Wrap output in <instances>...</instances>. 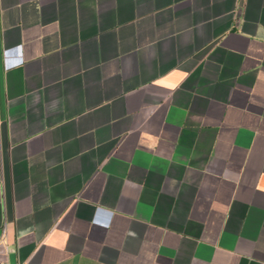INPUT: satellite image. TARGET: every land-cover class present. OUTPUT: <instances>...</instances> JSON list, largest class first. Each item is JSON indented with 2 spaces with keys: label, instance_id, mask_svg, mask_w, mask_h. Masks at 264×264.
I'll return each mask as SVG.
<instances>
[{
  "label": "crops",
  "instance_id": "obj_1",
  "mask_svg": "<svg viewBox=\"0 0 264 264\" xmlns=\"http://www.w3.org/2000/svg\"><path fill=\"white\" fill-rule=\"evenodd\" d=\"M264 264V0H0V263Z\"/></svg>",
  "mask_w": 264,
  "mask_h": 264
},
{
  "label": "built area",
  "instance_id": "obj_2",
  "mask_svg": "<svg viewBox=\"0 0 264 264\" xmlns=\"http://www.w3.org/2000/svg\"><path fill=\"white\" fill-rule=\"evenodd\" d=\"M0 264H8V262L6 260H4Z\"/></svg>",
  "mask_w": 264,
  "mask_h": 264
}]
</instances>
